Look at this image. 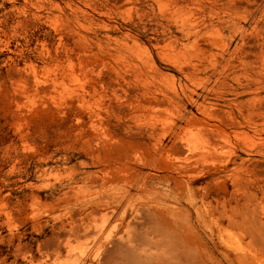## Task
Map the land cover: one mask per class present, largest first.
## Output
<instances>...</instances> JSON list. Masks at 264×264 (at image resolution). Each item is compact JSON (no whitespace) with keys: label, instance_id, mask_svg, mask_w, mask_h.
Returning a JSON list of instances; mask_svg holds the SVG:
<instances>
[{"label":"rangeland","instance_id":"1","mask_svg":"<svg viewBox=\"0 0 264 264\" xmlns=\"http://www.w3.org/2000/svg\"><path fill=\"white\" fill-rule=\"evenodd\" d=\"M0 264H264V0H0Z\"/></svg>","mask_w":264,"mask_h":264}]
</instances>
